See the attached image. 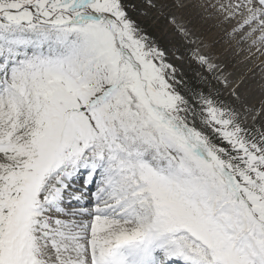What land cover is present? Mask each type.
<instances>
[{"label": "snow or ice", "instance_id": "obj_1", "mask_svg": "<svg viewBox=\"0 0 264 264\" xmlns=\"http://www.w3.org/2000/svg\"><path fill=\"white\" fill-rule=\"evenodd\" d=\"M199 6L264 55V0ZM0 264H264V131L183 87L125 0H0Z\"/></svg>", "mask_w": 264, "mask_h": 264}, {"label": "rangeland", "instance_id": "obj_2", "mask_svg": "<svg viewBox=\"0 0 264 264\" xmlns=\"http://www.w3.org/2000/svg\"><path fill=\"white\" fill-rule=\"evenodd\" d=\"M125 3L131 18L165 52L183 87L211 94L224 105L234 108L245 128L264 131V63L258 61L261 53L257 55L250 42H238V37L224 34V28L231 25H223V16L216 9L210 6L201 8V0H125ZM152 3L157 6L152 7ZM180 3L186 6L178 7ZM162 4L166 7L162 8ZM173 16L189 30L191 39L197 41L196 45L189 43L170 22ZM197 45L202 54H211L213 62L221 65L223 72L218 71L217 75H226L231 82L229 87L225 88L205 66L199 64L193 54ZM245 45V52L237 55L239 48ZM204 131L215 138L211 129L204 128ZM85 179L86 176H82L76 183L80 189H85V195L90 196ZM92 191H95L94 187Z\"/></svg>", "mask_w": 264, "mask_h": 264}, {"label": "bare ground", "instance_id": "obj_3", "mask_svg": "<svg viewBox=\"0 0 264 264\" xmlns=\"http://www.w3.org/2000/svg\"><path fill=\"white\" fill-rule=\"evenodd\" d=\"M184 2H185V0H183ZM202 2H203V4H206V5H210V4H213V3H216L217 2V0H201ZM182 2V1H181ZM209 2H210V4H209ZM186 6V5H185ZM202 8V7H201ZM204 8V7H203ZM213 9V8H212ZM215 9V8H214ZM204 11H206V10H204ZM213 12V11H212ZM223 16V15H222ZM214 18H216V17H214ZM219 20V19H218ZM223 22H224V17H222V19H221ZM220 21V20H219ZM222 21H220V23L222 22ZM227 22H224L223 23V25H225ZM231 26L230 27H226V28H224V30H223V33L225 34H228V33H231L232 32V29H233V27H235V22H233L232 24H230ZM206 40V39H205ZM237 42V41H236ZM235 42V43H236ZM229 45V44H228ZM246 45L245 46H242L241 48H239V50H238V52L236 53L237 55H241V54H243L244 52H245V50H246ZM258 52V51H257ZM260 52H258L257 53V55L259 54ZM260 58L258 59V61H260L261 63H264V55H260L259 56ZM257 65V64H256ZM255 68V67H254ZM249 70H250V67H249ZM254 70V69H253ZM82 177V176H81ZM81 177H79V178H81ZM89 193V192H88ZM86 197H87V194L85 195ZM87 203V202H86Z\"/></svg>", "mask_w": 264, "mask_h": 264}]
</instances>
